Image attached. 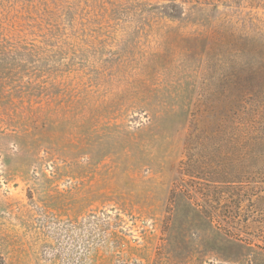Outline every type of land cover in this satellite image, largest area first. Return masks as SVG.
Masks as SVG:
<instances>
[{
    "label": "rangeland",
    "instance_id": "374dc122",
    "mask_svg": "<svg viewBox=\"0 0 264 264\" xmlns=\"http://www.w3.org/2000/svg\"><path fill=\"white\" fill-rule=\"evenodd\" d=\"M198 1L0 0V264H264L236 131L264 105V0ZM228 87L221 130L197 122Z\"/></svg>",
    "mask_w": 264,
    "mask_h": 264
},
{
    "label": "trees",
    "instance_id": "16d2710c",
    "mask_svg": "<svg viewBox=\"0 0 264 264\" xmlns=\"http://www.w3.org/2000/svg\"><path fill=\"white\" fill-rule=\"evenodd\" d=\"M157 2L164 1L165 3L160 4L162 8L161 13H163L166 17L177 18L181 16L183 12V5L186 3L191 4H199L198 0H156ZM216 8V6H214ZM207 36L210 42L222 41L225 39V35L223 33H219L218 36L213 32L209 33ZM223 42V41H222ZM242 81L245 82V78H242ZM244 87L240 88H226L223 93H219L221 95H214L212 103L210 105H206V107H202L199 110V113L196 115V121L202 122L206 125H214L216 120L217 130H221L219 126L225 124L222 121V118H226L230 115V113H234L232 110L234 105V101L237 99V93H241V96L244 97L245 92H243ZM254 97L261 96L264 99V89L256 92L251 95ZM262 111L260 113H255L251 115L248 119H246V123H241L236 127V131L239 132V135H243V139L245 140V151L240 156V160L243 163L247 164L248 172L247 178L251 181L252 176L257 174L260 182V189L255 193V199L253 200V205L251 209V214L247 215L244 223L246 225L247 222H251L253 228L255 230H259L264 233V105L262 106ZM222 114H227L223 116ZM247 114V113H245ZM239 161V160H238ZM240 173V171H239ZM237 171L232 169V164L226 165L224 169H216L213 173V181L225 183L224 189H226V193L229 194V200H232L235 195L240 193L241 191L235 187H231V183L235 182L237 178ZM249 187L242 192L247 193ZM255 191L257 190L256 187ZM257 225L255 226V224ZM250 224V225H251ZM247 246H249L247 241L244 242ZM122 264H136V263H122Z\"/></svg>",
    "mask_w": 264,
    "mask_h": 264
}]
</instances>
